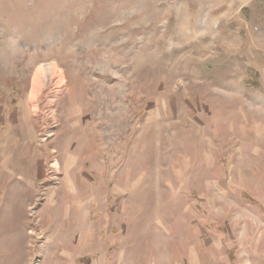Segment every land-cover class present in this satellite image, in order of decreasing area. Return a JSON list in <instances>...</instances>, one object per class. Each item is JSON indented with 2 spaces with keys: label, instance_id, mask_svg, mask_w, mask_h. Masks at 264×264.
<instances>
[{
  "label": "rangeland",
  "instance_id": "obj_1",
  "mask_svg": "<svg viewBox=\"0 0 264 264\" xmlns=\"http://www.w3.org/2000/svg\"><path fill=\"white\" fill-rule=\"evenodd\" d=\"M0 264H264V0H0Z\"/></svg>",
  "mask_w": 264,
  "mask_h": 264
},
{
  "label": "bare ground",
  "instance_id": "obj_2",
  "mask_svg": "<svg viewBox=\"0 0 264 264\" xmlns=\"http://www.w3.org/2000/svg\"><path fill=\"white\" fill-rule=\"evenodd\" d=\"M55 71V67L54 66H50L48 69H45L42 66H39L33 76L32 79V87H31V94H30V98L33 101L35 95L39 92L43 81L45 80L47 73H54Z\"/></svg>",
  "mask_w": 264,
  "mask_h": 264
},
{
  "label": "crops",
  "instance_id": "obj_3",
  "mask_svg": "<svg viewBox=\"0 0 264 264\" xmlns=\"http://www.w3.org/2000/svg\"><path fill=\"white\" fill-rule=\"evenodd\" d=\"M11 170H9V169H7V172H10ZM54 224H56V223H54Z\"/></svg>",
  "mask_w": 264,
  "mask_h": 264
}]
</instances>
